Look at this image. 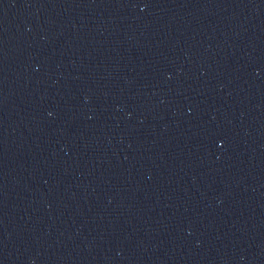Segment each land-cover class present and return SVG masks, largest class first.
Segmentation results:
<instances>
[{"label":"water","instance_id":"water-1","mask_svg":"<svg viewBox=\"0 0 264 264\" xmlns=\"http://www.w3.org/2000/svg\"><path fill=\"white\" fill-rule=\"evenodd\" d=\"M0 264H264V0H0Z\"/></svg>","mask_w":264,"mask_h":264}]
</instances>
